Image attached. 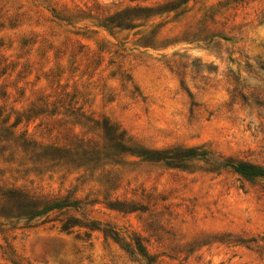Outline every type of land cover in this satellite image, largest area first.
I'll return each mask as SVG.
<instances>
[{"label": "rangeland", "instance_id": "374dc122", "mask_svg": "<svg viewBox=\"0 0 264 264\" xmlns=\"http://www.w3.org/2000/svg\"><path fill=\"white\" fill-rule=\"evenodd\" d=\"M0 120V196L80 201L0 264H264V0H0Z\"/></svg>", "mask_w": 264, "mask_h": 264}, {"label": "trees", "instance_id": "16d2710c", "mask_svg": "<svg viewBox=\"0 0 264 264\" xmlns=\"http://www.w3.org/2000/svg\"><path fill=\"white\" fill-rule=\"evenodd\" d=\"M0 123H5V121L0 120ZM13 126V125H11ZM9 128H2L0 129V140L1 137H3V132H7ZM12 134V132H10ZM53 148V147H50ZM193 153L194 151H190ZM235 171L247 175V176H256V175H262L264 176V169L256 167L255 165L248 163V162H238L236 164L232 165ZM1 190V188H0ZM0 199H5L6 205L9 206L11 209H23L24 212L27 210V215H30L31 217L39 216L42 214H46L49 211H52L54 209H62L68 206L78 207V203L80 201H69L68 199H55L51 198L50 196H33L29 195L28 193H25L19 189L11 190L2 193V196H0ZM41 206V208H40ZM74 219L72 217L68 218L62 225L64 229H67L71 226H73ZM110 236L114 239H117L119 237V233L115 230H110ZM135 252L138 254H145V247L138 242H135V244L132 247Z\"/></svg>", "mask_w": 264, "mask_h": 264}]
</instances>
